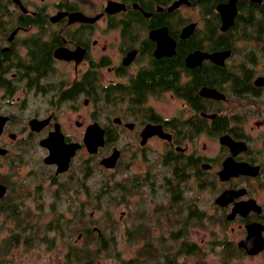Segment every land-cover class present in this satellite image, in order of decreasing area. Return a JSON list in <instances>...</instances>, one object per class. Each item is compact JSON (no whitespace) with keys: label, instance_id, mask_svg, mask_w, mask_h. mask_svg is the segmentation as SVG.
Masks as SVG:
<instances>
[{"label":"flooded vegetation","instance_id":"obj_1","mask_svg":"<svg viewBox=\"0 0 264 264\" xmlns=\"http://www.w3.org/2000/svg\"><path fill=\"white\" fill-rule=\"evenodd\" d=\"M89 2L0 0V260L90 228L172 264L208 222L264 264V0Z\"/></svg>","mask_w":264,"mask_h":264},{"label":"rangeland","instance_id":"obj_2","mask_svg":"<svg viewBox=\"0 0 264 264\" xmlns=\"http://www.w3.org/2000/svg\"><path fill=\"white\" fill-rule=\"evenodd\" d=\"M90 7L96 6L99 4V0H89ZM158 182V180H157ZM203 200L204 203L207 202V198L205 197L207 193H204ZM104 213V212H103ZM120 209H116L115 214L120 216ZM54 214L57 213H50L46 212L43 213L41 216L40 223L43 225L48 219H50ZM69 215V214H68ZM71 215V214H70ZM96 217L100 219L102 216L101 212L95 213ZM125 218L123 219V221ZM130 221V220H129ZM75 224H77V221H74ZM123 223V222H122ZM204 225H189L186 228L187 229H173L172 226L170 227V235L168 238H170L168 241L169 243L177 245V241L171 240L172 232L176 234L174 238H185L190 237L197 242L201 243L200 240H204L203 243H201V247L204 249L206 248V252H204L203 257L201 260H198L199 258L194 255H189L187 257H184V260L182 261V257L178 259V261H174L173 264H220L219 260L215 258L216 256L212 253L211 245L213 235L215 236V230L213 227L210 226V224H206L208 222H204ZM121 225V224H120ZM175 227V226H174ZM177 228V227H176ZM168 229V227H167ZM172 229V232H171ZM110 229H107V232H109ZM118 231V230H117ZM68 232V230H66ZM76 232L70 237L67 235L65 236H56L52 243L46 242L44 239L41 242H37L33 244L32 246L29 245L28 248L21 245L17 248H12L8 253H10L9 257H6L8 259L9 264H68L67 257L65 256V253L68 250V247L71 243H73V239L76 236ZM53 234V231L48 233V236H51ZM70 243V244H69ZM83 242L80 241L79 244H82ZM81 246V245H80ZM136 246L132 245V243L125 244L121 241V244L115 245L114 249H110L107 253L110 252H120V254H117L116 256L107 255L106 252L101 253L98 256V261L95 264H117L118 258H128L130 256H133L134 250ZM118 250V251H117ZM12 252V253H11ZM72 264H81L80 262L74 261ZM141 264H164L163 261H152V260H143Z\"/></svg>","mask_w":264,"mask_h":264},{"label":"trees","instance_id":"obj_3","mask_svg":"<svg viewBox=\"0 0 264 264\" xmlns=\"http://www.w3.org/2000/svg\"><path fill=\"white\" fill-rule=\"evenodd\" d=\"M155 73L156 72H153L152 76L150 78V79H154L152 82H156V81L159 80L158 77H157V74H155ZM164 76H166V75L164 74V75H161L160 77L163 78ZM169 77H170V80L172 79V81H174V79H175L174 78V74L171 71L169 73ZM172 228L173 229H179V228L174 227L173 225H172ZM182 229H185V227L182 228ZM171 232H172V229H171ZM85 233H86V235H85L86 238H87V236H89L90 238L92 236H94V239L91 238L89 243L85 242L81 246H77V245L69 246V250L66 253L67 254L66 255V257H67L66 261L68 262V264H72V263H74V261L80 262L81 264H95V263H97L98 256L101 253H103V252L107 253L110 249H114L115 245L109 244V243H107V244L104 243V238L101 236L102 232L98 236L90 228H88V229L85 230ZM175 236H176V234H174L172 232V236L171 237L174 238ZM87 244H90V247H89L88 251L86 250V248L88 247ZM183 245H185V242H182L181 247H184ZM185 247H186L187 250L189 249V245H185ZM107 255L116 256L117 252H115V253L114 252H110V253H107ZM203 255L204 254L202 253L200 256H198L199 260H201ZM118 259L119 260H118L117 264H141L143 262V261H138L136 258H129V259L118 258ZM173 262H174V260H171L172 264H173ZM0 264H8V262L6 260H0Z\"/></svg>","mask_w":264,"mask_h":264},{"label":"water","instance_id":"obj_4","mask_svg":"<svg viewBox=\"0 0 264 264\" xmlns=\"http://www.w3.org/2000/svg\"><path fill=\"white\" fill-rule=\"evenodd\" d=\"M113 5H114V3H113L112 1H109L108 4L106 5L105 10L107 11V10L112 9L111 7H113ZM71 14L74 15L75 18H77V16L79 15V16H82L84 19H94V17H87V16L83 15L81 12H71ZM72 15H71V16H72ZM193 54H194V53H193ZM191 55H192V54H191ZM194 58H195V57H194ZM194 58H193V59H194ZM197 60H198V58H197Z\"/></svg>","mask_w":264,"mask_h":264}]
</instances>
